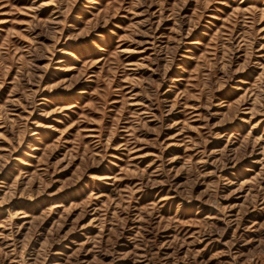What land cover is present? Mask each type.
<instances>
[{"label":"rangeland","instance_id":"1","mask_svg":"<svg viewBox=\"0 0 264 264\" xmlns=\"http://www.w3.org/2000/svg\"><path fill=\"white\" fill-rule=\"evenodd\" d=\"M0 264H264V0H0Z\"/></svg>","mask_w":264,"mask_h":264}]
</instances>
